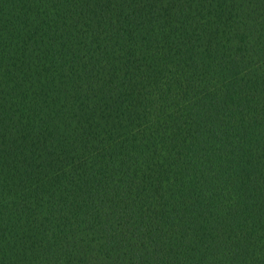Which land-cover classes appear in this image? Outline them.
I'll return each mask as SVG.
<instances>
[{
	"label": "trees",
	"instance_id": "obj_1",
	"mask_svg": "<svg viewBox=\"0 0 264 264\" xmlns=\"http://www.w3.org/2000/svg\"><path fill=\"white\" fill-rule=\"evenodd\" d=\"M0 264H264V0H0Z\"/></svg>",
	"mask_w": 264,
	"mask_h": 264
}]
</instances>
